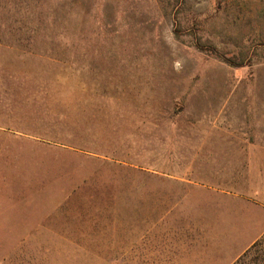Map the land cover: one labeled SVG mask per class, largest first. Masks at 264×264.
Listing matches in <instances>:
<instances>
[{"label": "rangeland", "instance_id": "1", "mask_svg": "<svg viewBox=\"0 0 264 264\" xmlns=\"http://www.w3.org/2000/svg\"><path fill=\"white\" fill-rule=\"evenodd\" d=\"M236 169L264 196V0H0L5 223L36 209L91 238L157 174Z\"/></svg>", "mask_w": 264, "mask_h": 264}, {"label": "crops", "instance_id": "2", "mask_svg": "<svg viewBox=\"0 0 264 264\" xmlns=\"http://www.w3.org/2000/svg\"><path fill=\"white\" fill-rule=\"evenodd\" d=\"M239 171L157 174L171 183L140 195L126 190V196L140 198L108 205V216L94 218L91 238L83 223L38 218L36 209L28 219L5 223L1 213L21 208H0V264H233L264 235V196L251 181L252 170ZM245 178L249 183L242 189L236 182ZM36 245L50 247L37 259ZM57 245L68 247L53 252Z\"/></svg>", "mask_w": 264, "mask_h": 264}, {"label": "trees", "instance_id": "3", "mask_svg": "<svg viewBox=\"0 0 264 264\" xmlns=\"http://www.w3.org/2000/svg\"><path fill=\"white\" fill-rule=\"evenodd\" d=\"M253 253L252 257L249 259L250 261L258 263L259 258L264 257V238L262 240L256 241L246 252H244L233 264H246V258L249 254ZM262 262L264 259L261 260ZM249 264V263H248ZM262 264V263H260Z\"/></svg>", "mask_w": 264, "mask_h": 264}]
</instances>
